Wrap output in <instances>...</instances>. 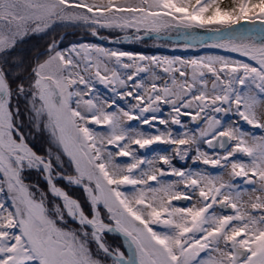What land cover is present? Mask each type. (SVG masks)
Masks as SVG:
<instances>
[{"label":"snow or ice","instance_id":"6c2138e0","mask_svg":"<svg viewBox=\"0 0 264 264\" xmlns=\"http://www.w3.org/2000/svg\"><path fill=\"white\" fill-rule=\"evenodd\" d=\"M0 264H264V0H0Z\"/></svg>","mask_w":264,"mask_h":264},{"label":"trees","instance_id":"16d2710c","mask_svg":"<svg viewBox=\"0 0 264 264\" xmlns=\"http://www.w3.org/2000/svg\"><path fill=\"white\" fill-rule=\"evenodd\" d=\"M229 3H226L225 6H227ZM100 33H105V32L103 30H100ZM62 35H63V40H62V43L60 44L61 47L68 46L70 43L74 42L75 40H78L80 37L82 38L80 41L88 42L89 40H91L100 45V43L95 39V37H92L90 32L86 31V29L84 28L63 27V26L57 25L55 26L54 31H50L45 36H34V37L26 38V41L23 44L19 45V49H23V51L20 52L19 54L26 61L30 62L37 51H43L46 48L48 42H50L54 38L59 40V38ZM111 48H119L125 51H131L134 53L144 54L143 49L135 47L133 45L111 46ZM98 87L100 88V91H101L102 86H98ZM101 93L103 92L101 91ZM29 143L38 153H41V154L44 153L45 148L48 146L46 143V135H40V134H37L34 140L30 139ZM25 174L30 176V178H26V182L28 183L39 182L41 187H45L44 182L39 179L35 171L26 172ZM70 194H73L76 196L80 195L74 189L70 190ZM113 242H116L118 244L122 243L120 238H113Z\"/></svg>","mask_w":264,"mask_h":264},{"label":"rangeland","instance_id":"374dc122","mask_svg":"<svg viewBox=\"0 0 264 264\" xmlns=\"http://www.w3.org/2000/svg\"><path fill=\"white\" fill-rule=\"evenodd\" d=\"M223 2H224V5H225L226 3H229L230 0H223ZM102 30L105 33L110 34V35L111 34L115 35V34H118V33L121 32L118 29H102ZM86 31H88V30L86 29ZM99 32H100V30H99ZM81 39L82 38L80 37L78 40H75L74 42H87V41H80ZM88 42L95 43V42H93L91 40H89ZM95 44H97V43H95ZM106 45L107 44L100 45V46L111 48V46H106ZM131 45L143 49L145 51L144 55H148V56L181 57V58H185L186 59V58H191V57H194V56H202V55H206V54H217V55H225V56L230 55V56H233V57L238 58V59L242 58L236 53H229V52H226V51H224L222 49L198 48V47L197 48L185 49L183 47L176 46L173 42H165L162 39L161 40L152 39V40H150L148 42H143V43L141 41H139V42H136L135 44H131ZM150 51H157V52L156 53L155 52L150 53ZM101 91L103 93L105 92V89L103 88V86L101 88ZM25 176H26V178H30V176H28L26 174H25ZM74 190H76L80 194L79 189H74ZM108 240H109L110 243H113L115 245H119L118 243L113 242V236H109Z\"/></svg>","mask_w":264,"mask_h":264},{"label":"flooded vegetation","instance_id":"af4514ba","mask_svg":"<svg viewBox=\"0 0 264 264\" xmlns=\"http://www.w3.org/2000/svg\"><path fill=\"white\" fill-rule=\"evenodd\" d=\"M246 129L249 127L248 125H246V124H244L243 125ZM126 159V158H125ZM191 164V162L189 161V162H187V165H185V162H179V163H177V167H181V166H188V165H190Z\"/></svg>","mask_w":264,"mask_h":264},{"label":"water","instance_id":"95a60500","mask_svg":"<svg viewBox=\"0 0 264 264\" xmlns=\"http://www.w3.org/2000/svg\"><path fill=\"white\" fill-rule=\"evenodd\" d=\"M125 248H126V245H125Z\"/></svg>","mask_w":264,"mask_h":264}]
</instances>
